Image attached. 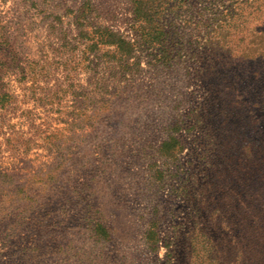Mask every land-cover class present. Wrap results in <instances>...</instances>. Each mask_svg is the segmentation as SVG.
I'll return each mask as SVG.
<instances>
[{
	"label": "rangeland",
	"instance_id": "374dc122",
	"mask_svg": "<svg viewBox=\"0 0 264 264\" xmlns=\"http://www.w3.org/2000/svg\"><path fill=\"white\" fill-rule=\"evenodd\" d=\"M146 6L183 48L165 61L103 43L138 38L131 0H0V264L235 263L183 227V185L261 190L237 117L264 81V0ZM215 197L201 216L232 207Z\"/></svg>",
	"mask_w": 264,
	"mask_h": 264
},
{
	"label": "trees",
	"instance_id": "16d2710c",
	"mask_svg": "<svg viewBox=\"0 0 264 264\" xmlns=\"http://www.w3.org/2000/svg\"><path fill=\"white\" fill-rule=\"evenodd\" d=\"M131 1L138 38L132 41L119 31L104 27V32L101 35L103 43L115 45L118 51H123L126 55L133 52L138 46H143L150 50L154 56L159 54L161 61H165L173 52H180L183 49L172 44L171 31L166 29L164 23L165 14L161 16L150 12L146 6L148 0ZM198 49V47L191 48L189 51L200 54ZM253 78L256 79V77ZM245 93H247V97L241 102L242 107L237 118L239 120L246 117L243 124L238 123L237 129L241 133L238 137L245 141V148L250 152L251 159L256 163L255 166H263L262 178H259L261 190L250 194L249 191L242 189L234 191V186L214 187L216 201L222 202V197H229L232 207L228 210L223 208L217 210V206L216 210L211 208L210 215L201 216L198 213L201 212V208L198 206L199 200L203 198L205 192H209L211 195L214 193L212 194L211 190L198 192V187L195 188V185L191 184L194 174L190 173L185 176L186 183L188 182L190 185H183L185 188L183 195L190 203V210L193 214L191 213L190 217L186 219L183 227L191 229L195 226L204 235L212 234L215 248L219 251L227 249L229 253L233 252L234 264H264V81L259 87L247 90ZM205 172V168L200 170L202 178L205 177ZM243 194H246L245 198L241 197ZM202 224L204 228H198ZM166 245L168 248L170 245H184V240L182 236L178 235L177 240L170 239ZM219 264H225L223 258H220Z\"/></svg>",
	"mask_w": 264,
	"mask_h": 264
}]
</instances>
